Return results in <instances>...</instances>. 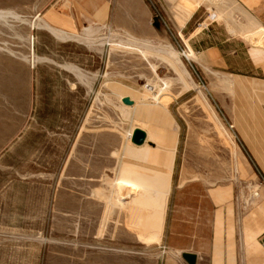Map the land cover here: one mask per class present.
<instances>
[{
  "label": "rangeland",
  "instance_id": "obj_1",
  "mask_svg": "<svg viewBox=\"0 0 264 264\" xmlns=\"http://www.w3.org/2000/svg\"><path fill=\"white\" fill-rule=\"evenodd\" d=\"M50 1L0 0V264L187 263L170 241L180 193L236 174L234 124L197 63L227 18L202 6L184 27L187 0H140L75 32L94 27L91 44L32 28ZM139 125L157 146L131 143Z\"/></svg>",
  "mask_w": 264,
  "mask_h": 264
},
{
  "label": "crops",
  "instance_id": "obj_2",
  "mask_svg": "<svg viewBox=\"0 0 264 264\" xmlns=\"http://www.w3.org/2000/svg\"><path fill=\"white\" fill-rule=\"evenodd\" d=\"M139 1L51 0L44 16L52 27L75 33L92 24L130 20L133 3ZM180 6L192 9L182 15L184 27L202 6L227 18V31L218 42L197 51V63L203 77L211 81L212 94L225 116L234 124L238 142L226 132L234 145L233 178L219 181L207 191L195 188L180 193L181 207L175 211L170 229L171 245L179 254L195 253L196 264H264V0H202L200 4L187 0ZM166 110L178 125L174 172L183 130L168 107ZM187 196L196 201L191 209L184 204ZM165 264L188 263L174 256Z\"/></svg>",
  "mask_w": 264,
  "mask_h": 264
},
{
  "label": "bare ground",
  "instance_id": "obj_3",
  "mask_svg": "<svg viewBox=\"0 0 264 264\" xmlns=\"http://www.w3.org/2000/svg\"><path fill=\"white\" fill-rule=\"evenodd\" d=\"M7 14L8 13H5L3 11H0V18L2 19H6L7 18ZM12 14V13H10ZM13 15V14H12ZM17 18L19 19H23V18H20V16H18ZM31 26L32 28H38V27H45L46 29H50L57 37L61 38V39H73V38H81L82 40H84V42L86 41V43H91V44H94L98 38L95 37V35L97 36V34H94L96 31V29H94V27L90 28L88 31H86L85 33H83L82 35L80 34H77V33H73V32H68V31H65V30H62V29H57V28H54L52 27L48 22H45L43 20H41L39 18V16H35L34 19L32 20L31 22ZM49 30V31H50ZM97 32H99L97 30ZM107 36V35H106ZM107 39V38H106ZM108 40V39H107ZM133 40V39H132ZM133 42V41H132ZM104 42H101L100 44H103ZM103 46V45H102ZM32 62L35 63V57H34V54L32 56Z\"/></svg>",
  "mask_w": 264,
  "mask_h": 264
},
{
  "label": "water",
  "instance_id": "obj_4",
  "mask_svg": "<svg viewBox=\"0 0 264 264\" xmlns=\"http://www.w3.org/2000/svg\"><path fill=\"white\" fill-rule=\"evenodd\" d=\"M121 101L124 105L127 106H133L135 104V100L129 95L123 96L121 98ZM147 139H148V132L144 128L136 126L133 129L131 135V143L137 146H142L147 142ZM182 256L188 264L197 263V255L195 253L184 252L182 253Z\"/></svg>",
  "mask_w": 264,
  "mask_h": 264
},
{
  "label": "built area",
  "instance_id": "obj_5",
  "mask_svg": "<svg viewBox=\"0 0 264 264\" xmlns=\"http://www.w3.org/2000/svg\"><path fill=\"white\" fill-rule=\"evenodd\" d=\"M263 110H264V106H263ZM231 127H233V126H231ZM258 195V192L255 194V196H257ZM263 245H264V243H263Z\"/></svg>",
  "mask_w": 264,
  "mask_h": 264
}]
</instances>
